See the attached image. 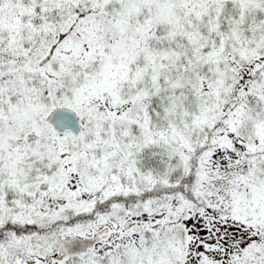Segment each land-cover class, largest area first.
I'll return each instance as SVG.
<instances>
[{
    "label": "snow or ice",
    "instance_id": "6c2138e0",
    "mask_svg": "<svg viewBox=\"0 0 264 264\" xmlns=\"http://www.w3.org/2000/svg\"><path fill=\"white\" fill-rule=\"evenodd\" d=\"M0 264H264V0H0Z\"/></svg>",
    "mask_w": 264,
    "mask_h": 264
},
{
    "label": "water",
    "instance_id": "95a60500",
    "mask_svg": "<svg viewBox=\"0 0 264 264\" xmlns=\"http://www.w3.org/2000/svg\"><path fill=\"white\" fill-rule=\"evenodd\" d=\"M63 115L67 116L68 119H70V120H72L74 122V119H75L74 117H72V116H70L68 114H63Z\"/></svg>",
    "mask_w": 264,
    "mask_h": 264
}]
</instances>
